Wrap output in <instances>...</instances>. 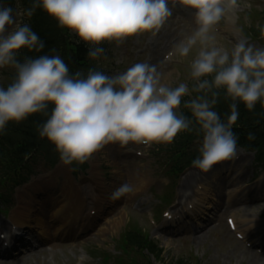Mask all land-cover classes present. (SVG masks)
Listing matches in <instances>:
<instances>
[{"label":"clouds","instance_id":"9594fccd","mask_svg":"<svg viewBox=\"0 0 264 264\" xmlns=\"http://www.w3.org/2000/svg\"><path fill=\"white\" fill-rule=\"evenodd\" d=\"M179 2L194 10L197 27L178 43L176 51L183 58L200 45L190 64L191 78L198 81L192 91L225 89L228 97L234 102L239 100L249 111L258 101L264 107V48H254L240 40L229 54L215 46L209 35L226 10L236 8L237 0ZM39 6L60 27L92 44L158 31L172 15L169 0H39ZM32 15L33 9L16 12L0 0V69H15L12 82L0 86V132L8 122L23 121L53 104L39 135L55 146L62 164L72 165L84 163L110 143L118 142L121 147L129 142L171 143L179 132L188 129L189 122L175 112L181 98L189 95L188 84L180 83L174 88L162 85L154 65L136 63L113 76L89 71L86 78H81L79 72L70 76L59 56L18 62L15 56L21 49L43 48L30 26L18 19ZM260 35L264 38V27ZM102 51L97 48L90 56ZM209 76L211 82L201 80ZM216 96L213 92L211 101L198 96L185 104L203 131L199 155L191 161L192 167L201 172L236 157L237 137L231 129L239 116L237 106L231 104L227 123H222L212 110ZM248 138L252 139V134ZM130 191L131 186L122 183L110 199H119ZM0 239L5 240V246L10 243L6 233L0 234Z\"/></svg>","mask_w":264,"mask_h":264},{"label":"rangeland","instance_id":"374dc122","mask_svg":"<svg viewBox=\"0 0 264 264\" xmlns=\"http://www.w3.org/2000/svg\"><path fill=\"white\" fill-rule=\"evenodd\" d=\"M178 1L179 0H169L172 4ZM263 11L264 0H237L236 8L228 10L230 14L226 11V14L228 15L223 16L219 23L214 25L209 33V35L213 37V43L215 46L223 48L230 54L232 47L237 43V40L240 39L241 34L243 36L246 35L244 29H250L253 26L258 25L257 22L252 20V16L259 15ZM176 16H170L158 31L138 33L133 37L124 38L119 41H101L107 46L111 53V55L106 58L104 67L107 66L110 70V68L119 69L117 67L124 66L122 69L114 71V75H116L126 71L136 63H147L150 60V66H156L157 72L160 74V83L162 85L174 88L180 83H190L192 80L190 75V64L195 58L200 45L198 43L192 51H190L189 55L183 58L179 57L176 48L178 43L183 42L186 36L190 35L196 29L197 25L195 24L193 14L184 17L182 20H177ZM18 19L20 20V17ZM245 41H247L248 44H251L254 48H264L263 42H255L249 39ZM166 57L170 58L167 59ZM5 72L10 74L11 68L7 66ZM124 147H126V145L121 148ZM120 154L121 151L116 146H109V148L103 151L102 155H100L101 157L98 160L99 167L98 169H95L94 172L100 173L101 177L106 175L105 177L107 178V173L102 169L109 167L110 169L116 168V177L118 179L121 178V175H124L125 173L120 169L122 166L120 164L124 163L120 158ZM162 160L163 159L161 158V161ZM250 161V157L246 158L242 155V160H240L235 167V169H239V171H237L238 177L234 178L237 180L236 189L239 190L240 188L238 186L244 185L245 188L241 190V193L246 197H249L248 186L253 183V181H251L253 178V169L250 167ZM39 162L41 163L38 165V168L44 169L42 159H40ZM143 163L151 165L152 179H163L164 182V184H158L155 186L150 183L149 188L153 187L151 192L159 195L165 194V186L168 184L169 179H165L163 169L159 165L158 159L150 154L148 161ZM134 166L139 167L138 165ZM130 170L132 172H138V170H133V168H130ZM129 171L126 173V179L130 178L132 175ZM263 175L264 173L260 174V177ZM110 176L111 173H108V177ZM184 177L185 175L181 176L177 181L176 192L174 193L176 200H178V191ZM61 187L62 182L57 185L58 190ZM92 190H94L93 186L83 187V191L87 194L86 197H89L88 201H85V203H90L94 195H96L95 191ZM231 192L232 195H230V197L235 196V192H233L232 189L227 193L231 194ZM126 197L125 195L121 197L120 201L116 204V207L113 208L107 216H104L98 230L91 232L82 242L73 243L72 245H69L67 249H63L62 251L61 249H58L59 252L55 253L54 257L53 253H48V255L44 253L41 258L46 255L48 259L49 257L53 259H49L51 262L49 263L47 261L45 262L46 264H64V261L66 264H100V259L94 261L91 260L89 251L92 250L97 253H107L117 257L119 255L117 247L120 234L123 232L122 230L128 224H137L143 230L147 231L151 238L159 244L158 246L164 250L161 261L152 259L154 264H173L179 258H185L198 264H245L246 262L242 260V254L244 253L242 249L247 250L248 248L236 244L237 242L228 236L227 233H229V230L227 228L226 218L232 217L239 222L241 228H245L244 226L246 222H249L250 220H258V212H261L264 216L263 204L258 205V202L253 203L256 199L255 196H252L253 201L248 203V207L244 208H249L252 212L255 211L256 213H253V216L249 219H244L241 215H235L234 217L230 211L224 215L222 214V218L219 220L216 229H210V232L207 231L204 234V241L202 243H196L194 239L190 237L179 238V236H176L168 239L157 234V230L149 224L148 220H146L147 216L144 217V215H146L145 211L147 212L150 206L156 205L153 201L151 202L152 199L149 198L150 195L147 186L144 190L133 192L128 198ZM211 199L203 200V202L207 205H209V203H212L211 205H217V202H222L223 197L220 198L218 195L216 200L214 193ZM127 200L130 202H136L138 208L143 209L144 212H137L136 210L131 209L127 204ZM258 206L261 207L258 208ZM111 222H113L114 225H111ZM247 228L248 227L244 230H247ZM108 230L110 231L107 232ZM99 234L101 235L100 237H98ZM39 260L40 259L34 257L27 261L18 260L15 264H22L23 262V264H35V262H38Z\"/></svg>","mask_w":264,"mask_h":264},{"label":"trees","instance_id":"16d2710c","mask_svg":"<svg viewBox=\"0 0 264 264\" xmlns=\"http://www.w3.org/2000/svg\"><path fill=\"white\" fill-rule=\"evenodd\" d=\"M15 1L5 0V3L13 6L16 4ZM19 2L24 9H33V15L30 18L26 17L24 23H27L31 30L36 33L38 42L43 44V48L40 51H36V49L30 51L27 48L21 49L15 56L18 62L23 63L26 59H35L45 55L49 57L59 56L67 65L70 76H75L79 72L81 78H86L89 71H98L93 64L95 56H90L94 49H91L86 42L79 40L80 38L71 30L60 27L58 21L42 10V7L39 6V0H19ZM34 5L36 6L33 7ZM256 34L259 35V32L257 31ZM13 78L14 76L12 80ZM192 92L193 99L199 96L209 101L212 99V93H217L216 104L212 110L217 112L222 123H227V117L231 112L230 106L232 103H236L239 116L231 130L237 137V145H241L248 150H256L264 158V107L261 106L259 101L249 111L239 100L234 102L231 97H228L225 89L213 88L211 91ZM188 101L190 100L188 99ZM53 108V104H48L42 112L32 114L23 121H10L6 124L4 130L0 132V141L10 143V151L6 153L8 155L4 156L9 160L12 170L20 167L24 157L29 156L34 150L42 151L45 158L49 160L55 157V146L39 135V128L50 117ZM184 118L186 119L187 116H184ZM201 134L200 123L195 126L191 125L188 131L182 135H176V145L178 147H188ZM249 134H252V139L248 138ZM194 157L191 156L187 159L191 160ZM0 158L2 157L0 156ZM75 163L76 165L79 164L78 162ZM131 239L130 242L134 243L135 246L137 244L138 246H146L150 251L156 252V249L140 236L135 235ZM177 264L184 263L179 261Z\"/></svg>","mask_w":264,"mask_h":264},{"label":"bare ground","instance_id":"6f19581e","mask_svg":"<svg viewBox=\"0 0 264 264\" xmlns=\"http://www.w3.org/2000/svg\"><path fill=\"white\" fill-rule=\"evenodd\" d=\"M70 177H71L70 174L65 176L66 178L65 185H68L67 184L69 183L68 181H71ZM263 181H264V178H263ZM184 183L185 184L183 185L182 190L180 191L181 202H182V199H185V200L188 199L189 197L188 191L190 190V186L192 185V182L189 179H187ZM261 184H259L258 186H260ZM224 186L226 187V183H223V186H222L223 189H224ZM49 190H50V187L46 185V186L35 188L33 192L35 193L39 191V192H42V194L44 193L46 194ZM66 191H67V194H65V190L63 189L62 198L64 199L62 203H58L55 200H49L47 201V205H46L45 203L40 204L39 202H34L32 198H28V202H25V204L22 203L21 207H19V209L17 210V215L12 218V223L19 225L21 227H27L28 225H35L36 227L39 228L40 234H44V237L46 238L49 236L48 234L49 230L46 228V223L43 221L44 220L43 217L46 216L47 218H49L51 215L52 218L56 220L55 222L56 227L54 228L53 231L57 235H60L61 233L66 232L67 229L72 230V231L74 229H77V230L80 229L83 232H85L86 229L81 227L82 222L84 221L83 216L79 213V210H81V206H82V199L80 198V196L76 194L77 191L75 190L74 187H73V191L72 190L70 191L69 188L66 186ZM74 191H76V193ZM34 196H36V194L33 195V193H31V197H34ZM243 202L244 201L242 202L240 201V203L236 204V206ZM36 206L38 208H45L43 209V213H41V215L37 213L33 214V211L31 209L36 208ZM52 206L53 207L55 206L54 210L51 209ZM70 207H71V210L69 211ZM66 208L67 210L65 211ZM235 212L236 213L240 212L243 215L251 214V211L246 208L237 209ZM96 217L94 219H96ZM205 231H207V229L206 230L204 228L200 229L197 237H195L194 240L197 241L198 243L203 242ZM36 248L38 249L39 247H36ZM40 253H42V250H39L37 252V255ZM26 254H31V255L27 256L26 258L22 260H26L28 258L33 257L32 252L26 253ZM244 258L248 260L247 264H264V258L261 255L255 253L254 251L253 252L245 251Z\"/></svg>","mask_w":264,"mask_h":264}]
</instances>
